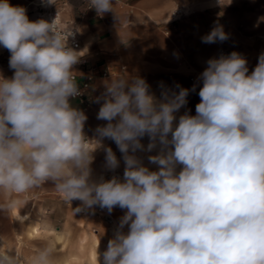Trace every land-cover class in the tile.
<instances>
[{
  "label": "clouds",
  "instance_id": "9594fccd",
  "mask_svg": "<svg viewBox=\"0 0 264 264\" xmlns=\"http://www.w3.org/2000/svg\"><path fill=\"white\" fill-rule=\"evenodd\" d=\"M89 3L100 16L114 13L113 0ZM55 20L30 21L25 8L0 0V47L14 70L11 78L0 75V190L11 197L51 182L66 201L81 202L76 212L126 210L102 264H264V52L250 74L238 52L209 59L196 115L178 123L189 89L157 99L141 77L112 79L96 98L103 101L97 119L107 124L92 141L83 131L87 117L70 102L80 94L73 67L81 55L68 44L75 34ZM201 39L228 36L217 26ZM145 136L148 151L161 146L148 157L157 171L135 155ZM104 138L122 153V178L92 179L90 145ZM105 159L109 170L119 167L111 148ZM21 261L0 251V264ZM32 264L65 261L48 243Z\"/></svg>",
  "mask_w": 264,
  "mask_h": 264
},
{
  "label": "crops",
  "instance_id": "0c3cea01",
  "mask_svg": "<svg viewBox=\"0 0 264 264\" xmlns=\"http://www.w3.org/2000/svg\"><path fill=\"white\" fill-rule=\"evenodd\" d=\"M28 2L9 0L11 5L25 8L28 18L34 20L31 7L26 8ZM87 4V0H62L54 8L60 11L62 28L77 31L80 46L76 51L87 62L86 67L77 64L73 67L78 86L86 74L85 69L94 75L84 93L85 102L76 98L70 100L72 106L87 117L83 131L92 141L97 140L96 129L107 124V121L97 119L103 101L97 103L96 98L104 93L105 84L112 79L141 77L157 99L161 98L164 90L178 92L181 87L189 89L187 104L175 113L174 123H178L179 117L185 113L196 115L202 86L199 77L209 59L238 52L246 58L250 74L258 63L259 55L264 52V0H113L114 13L108 12L103 16L98 15L95 9L88 10ZM217 26L222 27L228 39L203 43L201 38ZM9 57L10 52L0 47V75L5 78H11L14 71L9 68ZM103 71L108 73L107 77L100 75ZM193 85L196 86L195 91H191ZM105 142L114 143L113 153L119 160L116 176L123 177L125 164L122 153L108 138L99 143ZM149 142L147 136L143 137L141 144L144 149L135 155L151 171H157L158 166L150 164L148 157L157 155L161 146L157 144L156 148L148 151ZM35 189L56 190L51 182ZM57 202L66 208L73 204L62 196ZM110 219L114 233L117 230L115 221ZM64 222H68L67 212Z\"/></svg>",
  "mask_w": 264,
  "mask_h": 264
},
{
  "label": "rangeland",
  "instance_id": "374dc122",
  "mask_svg": "<svg viewBox=\"0 0 264 264\" xmlns=\"http://www.w3.org/2000/svg\"><path fill=\"white\" fill-rule=\"evenodd\" d=\"M113 145L112 142L90 145L95 148L91 164L93 180H108L117 175L115 170L106 167V149L113 151ZM59 197L61 194L50 189H31L11 197L0 190V251H13L22 257L21 264H32L35 254L51 243L65 264H102V253L114 236L113 225L106 221L104 215L114 219L117 229L126 210L115 207L109 213L101 208L99 212L97 205L76 212L75 209L81 206L80 201L73 200L72 206L66 208L57 202ZM9 199L16 201L15 206L5 208ZM66 212L67 223L64 222ZM124 230L127 231V226Z\"/></svg>",
  "mask_w": 264,
  "mask_h": 264
},
{
  "label": "built area",
  "instance_id": "2783aa9c",
  "mask_svg": "<svg viewBox=\"0 0 264 264\" xmlns=\"http://www.w3.org/2000/svg\"><path fill=\"white\" fill-rule=\"evenodd\" d=\"M61 1L62 0H54V4L49 5L46 2H44V0H29L26 8L30 6L31 7L30 11L35 14V19L34 20L29 19V20L30 21H37V20L43 19V20H46L48 22H52L53 20L56 19L55 23L57 24L59 30H61V31L73 30V32L75 34L74 38L70 37L68 40V44L70 47L77 50L80 46L77 31L74 28H62V23H61V19H60V11H59V9L57 10L54 8V6L59 4ZM87 1H88L87 9L88 10L93 9V8H90L89 0H87ZM86 64H87L86 60L81 58L80 62L77 64V66L86 67ZM84 72H86V74H84L83 81L81 82V84L79 86L80 94L78 96L74 97L82 103L85 102V100H86V96L84 93L89 88V85L94 78V75L90 71H88L87 69H85ZM100 75L102 77H107L108 73L106 71H103ZM74 76L77 79V76L76 75H74ZM98 210H99V212L102 211L101 208H99ZM104 218L108 222V219H107V217H105V215H104Z\"/></svg>",
  "mask_w": 264,
  "mask_h": 264
},
{
  "label": "bare ground",
  "instance_id": "6f19581e",
  "mask_svg": "<svg viewBox=\"0 0 264 264\" xmlns=\"http://www.w3.org/2000/svg\"><path fill=\"white\" fill-rule=\"evenodd\" d=\"M122 178V177H121ZM102 210V209H101ZM105 217H107V219H108V222L110 223V221H111V219H110V216H108V215H106L105 214ZM113 230V229H112ZM114 231V230H113ZM115 233V232H114Z\"/></svg>",
  "mask_w": 264,
  "mask_h": 264
}]
</instances>
